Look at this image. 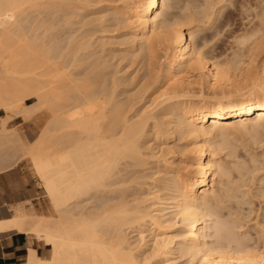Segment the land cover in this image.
Listing matches in <instances>:
<instances>
[{"label":"bare ground","instance_id":"obj_1","mask_svg":"<svg viewBox=\"0 0 264 264\" xmlns=\"http://www.w3.org/2000/svg\"><path fill=\"white\" fill-rule=\"evenodd\" d=\"M242 1L236 12L250 5ZM263 2L254 5L258 12L247 8L259 25L232 34L235 49L218 59L206 49L210 36L200 34L222 16L215 0H0V109L7 121L40 118L30 155L59 213L54 221L13 214L0 224L51 246L49 259L30 249L28 264H143L142 244L133 251L124 234L136 224L160 231L147 252L164 263L178 251L196 264H264V242L208 243L216 228L209 223L212 201L222 187L214 179L207 186L217 164L211 138L225 143L228 131L264 124ZM224 14L229 23L232 11ZM29 99L35 102L27 105ZM15 132L18 145L24 138ZM170 138L186 140L195 174L165 177L169 161L159 165L164 149L158 155L150 141ZM171 189L166 202L160 195ZM94 194L119 200L110 195L98 212L84 211L83 199ZM174 229L177 240L168 234Z\"/></svg>","mask_w":264,"mask_h":264},{"label":"rangeland","instance_id":"obj_2","mask_svg":"<svg viewBox=\"0 0 264 264\" xmlns=\"http://www.w3.org/2000/svg\"><path fill=\"white\" fill-rule=\"evenodd\" d=\"M253 1L252 0L247 1L249 2L248 4L251 5V7H252V4L253 6L257 4V0L254 1L255 3ZM215 2H217V4H215L216 6L214 5V8H217V6L222 7L220 8V11H223L221 12L222 16L221 14H219L220 13L219 12L218 18L217 16L215 18L218 21L215 20L214 21L215 23H212L213 24L212 27L208 28L209 25L208 26L206 25V27L203 29V31H201L200 34L202 35L207 34L208 35L207 37L210 36L209 37L210 39H208V43L206 44V49H208L209 51L210 49L211 50L213 49L216 54L219 53L217 54L219 55L217 56L218 59L219 57L222 59V56H223L222 54H224V57L225 55H228V52L230 54V49L232 48V46H233L232 51L235 49L234 47L236 43L235 45L234 44L232 45V43L230 42L233 39L232 34L233 35H235L236 33L238 34L239 31H241L243 28H246V30L249 27L253 28L254 27L253 25L255 23H256L255 26L259 25L257 23H258V18L260 17L256 16L257 17L256 18L254 15L256 11L257 12L259 11L258 9L259 7L254 6L256 11L254 9L253 12L254 11L255 12L253 14L252 12L253 8L251 9V11H248L247 8L250 10L251 8L250 5H247L245 9L243 8L244 4H242V9H244V11L246 12L244 11L236 12L238 5L240 3V0H223V1L215 0ZM258 2H261V0H258ZM241 3H244V2L241 0ZM241 3L239 7L241 6ZM233 5L234 6L236 5V6L233 7ZM239 9L240 8H238V10ZM224 10L226 12L229 10L232 11L231 17L233 18L234 23L232 21V18L231 20H229L230 22L227 23L228 20L225 19ZM234 13L237 16H234ZM249 13L252 15L253 18H251ZM240 15L242 17H240ZM235 17H238V18H235ZM230 23L231 25H229ZM232 42H234V40ZM210 53H212L211 54L212 56L216 57V55H214L215 53H213L212 51H210ZM133 68L134 66H131L130 70H132ZM134 74L135 73H133L132 76ZM238 98H240L239 95L230 96V99H238ZM208 99H212V98L208 97L207 100ZM213 100L222 101L224 99L217 98ZM34 102H35L34 99H29L26 102V104L31 105ZM22 117L13 116L12 119H10V121H7L9 119L8 113L0 109V119H1L0 128L2 130L0 131V158H1L0 167L2 168L5 164H7L8 162H12L13 160L12 162L13 166H10V167H15L16 169L20 170L22 172L24 180H28V189L30 190L32 194V198H28L24 200L21 204H19L18 207H20V209L22 210L21 214L27 217L28 219H33V220L46 219L49 221H54L59 217V213L55 209L54 204L52 203L50 198L45 193L42 187L41 180L38 177L35 171V168L33 166L31 155H30V150L32 147L31 141H33L34 144L37 142L36 138L41 133L42 124H38L40 120V118L38 117H33L29 121L23 117L25 119V122L23 121L24 119ZM4 119H7V120H4ZM2 120L4 122L1 124ZM262 126L264 127V124ZM262 126L260 128L257 127L258 129H256V131H254L255 129L254 130L252 129L243 130L240 128H239L240 130L235 129V130L228 131L225 137V141H226L225 143L224 141L221 140V137L216 136V137H213V139L211 138L212 140L211 149L213 150V158H214L213 160L215 164L216 163L217 164H216V167H214V169L212 170L213 173L210 174L209 176V182L207 186L209 187L211 185L212 179H214V181H217V182L220 180L222 190L219 187L221 192L217 191V193L219 194V197H218L219 203L217 200L212 201L213 207L211 209V214H212V218L213 217L214 218L209 223H210V226L212 225V227L216 226V228H218V225L221 222L222 228L220 226V228H218V231H216V228L215 229L211 228V230H209L210 235H212L208 238V243L210 244L213 243L215 245L218 242V240L224 243L232 242V244H234L235 242H239V243L244 242L245 245L249 244L248 246L257 245L256 244L257 242L260 244H262L261 242H264V128H262ZM3 127L5 128V130ZM3 131L6 132V134ZM15 131H18L17 133L20 132L19 140L24 138L22 139L24 143L26 144L28 143V145L31 144V146L27 145L26 147V145L24 144L22 148L23 149L25 148V149L23 151L20 148L23 144L22 143L23 141L21 142L20 140L21 143L18 141V145H17L16 144L17 139L14 135H12L14 134ZM13 137L16 139V140L14 139L15 141H13ZM6 139H7V142H6ZM10 141L13 143L9 145V143H11ZM153 142L154 141H150V143L153 144L155 153L157 152L158 155H160L159 151L162 152V150L160 149H164L163 151L164 156L163 154L162 156H160L159 160L161 159L162 160L161 162H159V165L162 164L164 158H167L169 161L167 164L169 174L167 173L168 176H165L166 178H169V181H171L170 177H172L175 172H178L180 175L195 174L196 155L195 154L193 155V153H189L190 146L186 145L185 139L180 140V139L170 138L169 140H167V143L162 144V145L161 143L159 144V143H155V142L153 143ZM16 145L19 147H17ZM28 147L29 149H27ZM19 153H20V156H19ZM23 155L24 157H22ZM15 160L16 162H14ZM155 161L156 159H153V162L156 165ZM218 166H219V169L221 167V170L222 169L224 170V173L222 174L221 177L217 175ZM159 174H157V177H161V173ZM146 180L148 181V179ZM231 181H232V184H230ZM233 181L235 182L233 183ZM149 182H151V180H149ZM220 184H218V186ZM232 185L234 186L232 187ZM231 188L233 190L230 191ZM172 191H173L172 189L168 191L164 190V192H162L163 194L165 193L164 195H160L161 191H159L158 195L163 197L165 201L168 199L166 202L170 200L172 201V198L174 197L173 193H175V192L172 193ZM125 192H124V195L127 197V200H129L130 190L127 189L126 194ZM106 195L108 194H99V195L94 194L93 196H88L84 198L81 204L85 208V210L84 209L83 210L86 212L87 211L88 212H98L101 206H103V204L105 205L106 202H107L106 204L108 203L110 204V202H115L116 200L117 201L119 200L117 198H113V196L114 197L118 196L119 193L116 194V196L115 194L113 196L112 194H110L111 196L110 195L106 196ZM109 196L110 198H113V199H110V202L106 201V199L108 200ZM215 203L218 205L216 206ZM146 204H148V202ZM214 219L216 221V224L218 223L217 225L215 224ZM172 222H173V218H172ZM150 225L141 224V226H139L136 224L135 226L133 225L132 227H127L124 230L127 243L131 245L130 248L133 249V251L134 249H136L135 247H137L138 242H140L138 246L142 244L143 247L140 248V251L137 252V254L138 256L140 255L142 258L143 256L145 257L146 261H143V264H145L144 262H148V264H196L195 258H193V260H190L191 258L188 255L187 256L181 255L179 254L178 251H175V253L167 256L168 258L167 263L163 262L165 257L163 258L159 257L160 259H156L157 257L155 258V256L150 257L151 256L150 251H152V248H150L152 247V242L150 241H152V238L154 237V235L157 237L160 234V231L156 229L154 225H151V226ZM178 232H179L178 230L174 229V230L169 231L168 234L171 236H174L175 239L177 240L180 237L178 235L179 234ZM216 232L217 234L219 233V236L216 234ZM151 233L153 236L150 235ZM142 234H143V237H145L144 241L147 242V244L149 243L148 245L147 244L144 245L143 244L144 241L143 242L139 241L140 240L139 236ZM34 236L28 234L29 240L33 238L38 240V242H34V245L39 247L37 255L44 259H49L52 254L51 246L46 244V241L44 238H38L36 236L35 238ZM178 242L180 241L178 240ZM28 246H31V242H28ZM179 246H180V243H178L177 247ZM142 248L143 250H141ZM137 250L138 249H136L135 252ZM147 251H149L150 256L148 255ZM147 256H149L150 258H147ZM18 264H28V258L25 263V256H24Z\"/></svg>","mask_w":264,"mask_h":264},{"label":"crops","instance_id":"obj_3","mask_svg":"<svg viewBox=\"0 0 264 264\" xmlns=\"http://www.w3.org/2000/svg\"><path fill=\"white\" fill-rule=\"evenodd\" d=\"M28 198H32V194L22 172L15 167L0 169V224L21 214L18 206ZM16 208L19 209L18 213H14ZM28 234L16 228H0V264H18L24 256L26 263L30 249L38 254L39 247L34 245L38 240H29ZM28 242H31V246H28Z\"/></svg>","mask_w":264,"mask_h":264}]
</instances>
